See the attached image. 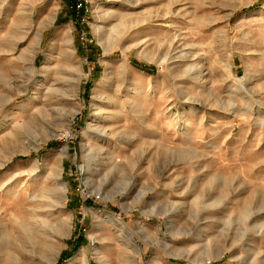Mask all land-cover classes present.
<instances>
[{"label": "rangeland", "instance_id": "obj_1", "mask_svg": "<svg viewBox=\"0 0 264 264\" xmlns=\"http://www.w3.org/2000/svg\"><path fill=\"white\" fill-rule=\"evenodd\" d=\"M0 264H264V0H0Z\"/></svg>", "mask_w": 264, "mask_h": 264}, {"label": "bare ground", "instance_id": "obj_2", "mask_svg": "<svg viewBox=\"0 0 264 264\" xmlns=\"http://www.w3.org/2000/svg\"><path fill=\"white\" fill-rule=\"evenodd\" d=\"M37 227H39V228H37ZM36 228H37L36 233L39 236L41 242L45 244V248L49 252L50 256L53 257V254L55 253V251L57 249V245H55L52 242V238L55 235L65 238V235L67 233V228H68L67 225L65 223L63 224V222L61 224L56 225V226H51L49 223L48 224L44 223L43 226H37V224H36Z\"/></svg>", "mask_w": 264, "mask_h": 264}, {"label": "built area", "instance_id": "obj_3", "mask_svg": "<svg viewBox=\"0 0 264 264\" xmlns=\"http://www.w3.org/2000/svg\"><path fill=\"white\" fill-rule=\"evenodd\" d=\"M96 1L98 0H74L69 4L68 8L75 13L77 22L82 24L88 13V6Z\"/></svg>", "mask_w": 264, "mask_h": 264}, {"label": "trees", "instance_id": "obj_4", "mask_svg": "<svg viewBox=\"0 0 264 264\" xmlns=\"http://www.w3.org/2000/svg\"><path fill=\"white\" fill-rule=\"evenodd\" d=\"M72 1H74V0H67V4H68V6H69V4H70ZM69 11H70V10H69ZM70 12H71L72 17H73L74 19H76L75 13H74L73 11H70ZM77 23H78V22H77Z\"/></svg>", "mask_w": 264, "mask_h": 264}]
</instances>
